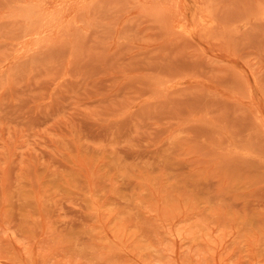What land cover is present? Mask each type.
<instances>
[{
	"label": "rangeland",
	"instance_id": "rangeland-1",
	"mask_svg": "<svg viewBox=\"0 0 264 264\" xmlns=\"http://www.w3.org/2000/svg\"><path fill=\"white\" fill-rule=\"evenodd\" d=\"M0 264H264V0H0Z\"/></svg>",
	"mask_w": 264,
	"mask_h": 264
}]
</instances>
